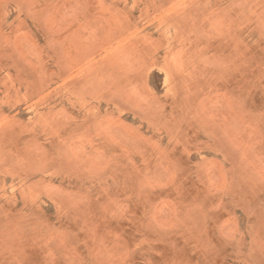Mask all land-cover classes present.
<instances>
[{
  "label": "rangeland",
  "instance_id": "obj_1",
  "mask_svg": "<svg viewBox=\"0 0 264 264\" xmlns=\"http://www.w3.org/2000/svg\"><path fill=\"white\" fill-rule=\"evenodd\" d=\"M0 264H264V0H0Z\"/></svg>",
  "mask_w": 264,
  "mask_h": 264
}]
</instances>
